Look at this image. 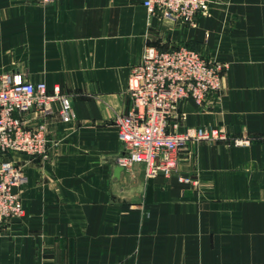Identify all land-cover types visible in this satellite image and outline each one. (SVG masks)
I'll use <instances>...</instances> for the list:
<instances>
[{"label":"crops","instance_id":"0c3cea01","mask_svg":"<svg viewBox=\"0 0 264 264\" xmlns=\"http://www.w3.org/2000/svg\"><path fill=\"white\" fill-rule=\"evenodd\" d=\"M146 44L227 65L219 92L181 101L184 119L167 127L227 139L179 148L175 170L151 178L150 202L143 165L115 173L112 124L131 107L128 78ZM5 74L58 86L74 118L61 121L57 105L26 116L44 122L49 157L8 155L24 215L0 226V264H264V0H218L193 27L148 16L142 0H0Z\"/></svg>","mask_w":264,"mask_h":264},{"label":"built area","instance_id":"2783aa9c","mask_svg":"<svg viewBox=\"0 0 264 264\" xmlns=\"http://www.w3.org/2000/svg\"><path fill=\"white\" fill-rule=\"evenodd\" d=\"M43 4L55 0H36ZM218 0H142L148 16H157L173 23L195 26L196 19ZM227 65L205 59L198 51L184 45H170L165 50L146 44L138 63L131 67L127 94L131 107L117 114L112 124L117 130L121 154L115 159L118 167L128 170L143 165L145 177L158 173L170 175L176 167L177 150L194 141L226 140L218 129H188L185 133L167 131L171 117L184 119L177 113L178 104L191 99L197 105L219 92ZM54 105L61 121L74 118L70 99L55 86L49 91L42 82L31 84L19 75L0 77V226L23 217L24 210L14 188L21 173L8 159L11 153L48 159V140L44 122L29 124L26 116L38 113L42 118L53 114ZM176 127V124H173ZM249 144V139H234L233 146ZM178 181L196 182L178 177Z\"/></svg>","mask_w":264,"mask_h":264},{"label":"water","instance_id":"95a60500","mask_svg":"<svg viewBox=\"0 0 264 264\" xmlns=\"http://www.w3.org/2000/svg\"><path fill=\"white\" fill-rule=\"evenodd\" d=\"M122 170L121 167H117L115 169V173H119ZM151 194H152V179L149 178L147 180V187H146V202H150L151 200Z\"/></svg>","mask_w":264,"mask_h":264},{"label":"trees","instance_id":"16d2710c","mask_svg":"<svg viewBox=\"0 0 264 264\" xmlns=\"http://www.w3.org/2000/svg\"><path fill=\"white\" fill-rule=\"evenodd\" d=\"M158 49H160V50H165V49H167V48H162V47H159L158 45H155ZM184 46H186V47H188V48H191V47H189V46H187V45H184ZM191 49H193V48H191ZM195 50V49H194Z\"/></svg>","mask_w":264,"mask_h":264},{"label":"rangeland","instance_id":"374dc122","mask_svg":"<svg viewBox=\"0 0 264 264\" xmlns=\"http://www.w3.org/2000/svg\"><path fill=\"white\" fill-rule=\"evenodd\" d=\"M5 158H7V157H4V156H0V160H1V159H5Z\"/></svg>","mask_w":264,"mask_h":264}]
</instances>
